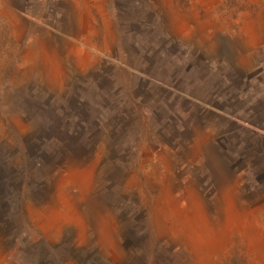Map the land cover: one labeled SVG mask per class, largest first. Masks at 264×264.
<instances>
[{"label": "rangeland", "instance_id": "1", "mask_svg": "<svg viewBox=\"0 0 264 264\" xmlns=\"http://www.w3.org/2000/svg\"><path fill=\"white\" fill-rule=\"evenodd\" d=\"M14 4L0 23V264H264L258 145L186 122L163 147L140 120L156 98L145 77L166 64L183 86L208 62L226 74L219 107L264 102V0ZM69 108L90 118L79 144L38 150Z\"/></svg>", "mask_w": 264, "mask_h": 264}, {"label": "trees", "instance_id": "2", "mask_svg": "<svg viewBox=\"0 0 264 264\" xmlns=\"http://www.w3.org/2000/svg\"><path fill=\"white\" fill-rule=\"evenodd\" d=\"M170 69H169V67ZM173 67L166 64L154 75L151 72L145 77L142 84L145 92L156 97L153 98V107H146L140 116V120L149 126L148 122L155 121L162 129L156 133L158 145L176 149L186 136V122H195L203 132L209 128L224 129L221 138H242V142L250 149L255 144L260 148V164H264V102L258 100L257 105L250 109L219 107V88L230 84L231 79L226 74L218 76V69L212 68L209 62L204 67L202 75L196 78H188V85H181V81L175 75L169 73ZM192 69V68H191ZM98 86L102 89L109 86L107 79L100 76ZM237 91L234 99L240 100V83H234ZM233 100V99H231ZM136 113V112H135ZM102 116L96 115L91 121V127L99 128L102 124ZM76 118L75 123L72 119ZM90 119V118H89ZM82 108L73 111L63 109L59 116L53 120V125L42 130L36 147L42 150L45 146H61L65 149L79 144L76 137L82 135L85 124H88ZM167 122L161 125V122ZM157 126V125H156ZM226 129V131H225ZM150 132V131H149ZM159 136V137H158ZM74 140H71V139ZM93 148V146H92ZM95 148V147H94ZM260 164L254 165L249 161L242 164V171H254L260 169ZM64 161L57 163L56 169L64 166Z\"/></svg>", "mask_w": 264, "mask_h": 264}, {"label": "crops", "instance_id": "3", "mask_svg": "<svg viewBox=\"0 0 264 264\" xmlns=\"http://www.w3.org/2000/svg\"><path fill=\"white\" fill-rule=\"evenodd\" d=\"M14 2L15 0H0V23L2 19L3 24L11 23L13 18L16 17ZM20 31L23 32V30Z\"/></svg>", "mask_w": 264, "mask_h": 264}]
</instances>
